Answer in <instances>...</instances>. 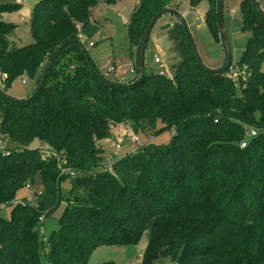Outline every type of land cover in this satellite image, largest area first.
I'll return each mask as SVG.
<instances>
[{
    "label": "trees",
    "instance_id": "obj_1",
    "mask_svg": "<svg viewBox=\"0 0 264 264\" xmlns=\"http://www.w3.org/2000/svg\"><path fill=\"white\" fill-rule=\"evenodd\" d=\"M112 1L39 0L30 14L33 42L22 46L12 39L16 25L1 18L20 3L0 4V137L6 143L0 149V205L12 204L11 218L0 216V264H41L38 225L60 203L64 209L47 243L48 264H88L98 245L136 244L143 231L153 236L142 264L172 253L176 245L177 264H264V20L250 0L241 1L242 28L250 37L235 79L230 67L213 73L198 65L173 21L165 30L175 57L165 74L144 72L137 83L136 76L123 81L102 74L114 83L107 85L70 41L85 47L99 29L93 9ZM199 1L189 0L192 8ZM207 1L202 21L220 40L217 0ZM168 6L167 0L139 1L129 22L137 52L151 19ZM64 43L41 89L28 98ZM22 76L34 82L32 91L23 99L4 95ZM119 123L149 136L172 129L171 143L166 148L145 143L114 156L111 173L101 165L100 142ZM144 148L168 155L159 161L162 170H148L156 162L143 161ZM54 153L78 172L75 178L58 176ZM216 154L219 160L206 166ZM189 162L197 166L190 174L184 168L170 174ZM60 178L69 180V189ZM27 183L41 193L35 201H16ZM162 188L171 193L161 196Z\"/></svg>",
    "mask_w": 264,
    "mask_h": 264
},
{
    "label": "rangeland",
    "instance_id": "obj_2",
    "mask_svg": "<svg viewBox=\"0 0 264 264\" xmlns=\"http://www.w3.org/2000/svg\"><path fill=\"white\" fill-rule=\"evenodd\" d=\"M38 1L39 0H22L20 6L16 10L4 12L1 15V18L4 21L11 22L16 25L12 39L15 41V43H17L18 46L27 45L33 42L29 24L30 14L32 7ZM139 1L140 0H114L109 4L100 3L93 9L92 19L93 22L99 23V29L89 39L93 45L88 44L89 41H87L85 49L87 50L91 62L101 74H105L107 61L117 64L120 63L126 70L130 65L136 64L137 49L135 47L138 45V43L133 45L130 39L129 22L131 20L132 13L137 7ZM241 1L242 0H223V21L231 50L232 64L228 72L231 75H237L241 71L239 61L241 60V56L250 37V32L242 28L243 20L240 12ZM256 1L260 9L264 11V0ZM14 2H16V0H0V4ZM167 4L169 5L167 8L171 7L173 9L175 7V9H177V11L183 15L202 66L208 70L221 68L225 61L222 43L220 40L214 38L208 26L202 21L203 15L210 3L207 0H200L194 8L191 7L189 0H167ZM124 20L128 21V23H124ZM173 21H176L174 17L165 14L162 15L152 27L144 52L145 73H156L162 69L165 71L166 66L174 59L175 54L171 50V42L168 39L165 30L166 26H169V23ZM155 57H158L160 62H155ZM261 70L264 71V62L261 66ZM109 76L110 79H113L116 76L123 81H128L134 77L130 72H112L109 73ZM22 80H24V82H22ZM0 88H2L1 81ZM33 88L34 82L31 79L22 76L16 78L10 84V86L4 90V94L16 99H23L32 91ZM253 128L251 127V129ZM112 133L113 135L110 139H104L100 142L103 149L102 155L100 156L103 159L101 162L102 166L108 163L112 164L114 156H124L126 154L135 152L139 145L145 143L166 148L170 145L173 135L172 129L160 130L153 136L135 134L132 132L128 123H119L112 126ZM134 136L138 137L140 144L133 140ZM0 140H2L1 137ZM35 144L37 143L35 142L32 145ZM117 144H119V147L116 146ZM37 145H39V143ZM39 150H44V147L39 146ZM140 153L143 156L144 162H147L149 159L150 161L155 159L156 163H152V166L148 169H154V171L162 170L159 161L167 158L168 156L155 153V151V154L153 155V152H150L148 148H144V151ZM218 155L219 154H216V156L209 155V159L213 160H206V166L215 164ZM218 160L219 159H217V161ZM164 161H166V159ZM164 168L167 167L165 166ZM181 168H184L187 174H190V172L196 169L197 166L191 162L186 164V167L175 166L173 169H170V174L175 175L178 172H183ZM106 169H108L107 171L111 173L113 172L112 165L107 166ZM60 182H62L64 186L63 188H65V190L69 189L68 179L60 178ZM170 183L171 181H168L165 183V185ZM34 187H39L37 182L35 183ZM165 193H171V191L169 192L163 189V194L160 192L161 196L165 195ZM24 199L35 201L37 198L35 196L31 197L28 190L23 187L17 191L15 200L17 201ZM159 201L168 203V205H172L174 203V200H167L163 199L162 197ZM11 209L12 204L0 205V216L6 220H9L11 218ZM63 209L64 205L63 203H60L51 212V214L44 217L38 225V236L41 240L38 256L41 264H48L46 257L47 243L51 233L54 230H57L60 226L59 216L61 215ZM169 209L174 210L173 207ZM179 210H181V207ZM203 211L204 209L200 213L203 214ZM179 213L180 211L177 212L176 215ZM44 215L45 214H43L41 217ZM172 225H175L174 220H172ZM74 236L79 238L80 233H76ZM152 236L153 234H151L150 231H143L136 244H127L123 246L100 244L92 251L87 263L142 264L145 251L147 249V243L149 238ZM165 242L166 241L163 240L162 243L165 244ZM42 243H44L46 246L43 247ZM80 245L81 243H76V247H79ZM175 251L176 254L177 251H180L179 245H176L172 253L165 251V253L162 254L164 256L158 255L159 258L155 259L154 261L148 260L149 263L147 264H177L176 259H174L177 257V255L174 253Z\"/></svg>",
    "mask_w": 264,
    "mask_h": 264
},
{
    "label": "water",
    "instance_id": "obj_3",
    "mask_svg": "<svg viewBox=\"0 0 264 264\" xmlns=\"http://www.w3.org/2000/svg\"><path fill=\"white\" fill-rule=\"evenodd\" d=\"M250 2L252 3L253 7L255 8L256 12L260 15V17L264 20V11L262 9H260L258 3L256 0H250ZM171 15L172 17L175 18V20L177 21V23L182 27L187 41L191 47L192 53L194 55L195 60L197 61L198 65H200L204 70L213 72V73H222L225 72L231 65V50H230V46H229V41L227 38V34H226V28L224 25V21H223V0H217L216 3V16H217V25H218V29H219V36H220V41L222 43L223 46V50H224V54H225V62L224 65L221 68L215 69V70H208L205 69L202 64L200 63V60L198 58L197 52L195 50L194 47V43L192 41V38L190 36L189 30L187 28V24L184 20V17L182 14H180L177 10L172 9V8H164L161 11H159L149 22L145 33L143 35V38L140 41L139 44V49L137 52V58H136V69H137V74L134 80V83H137L140 81V79L143 77V73H144V67H145V61H144V52H145V48H146V44L149 38V34L151 32L152 27L156 24V22L158 21V19L162 16V15ZM72 43H76L80 49V51L84 54L85 58L87 60H90L87 50L85 49V47L78 42L75 41H70ZM67 43L62 44L52 55L51 57L47 60L40 78L38 80L37 85L35 86L34 91L32 92V94L28 97H32L34 96L42 87L44 80L47 76V72L49 70V68L51 67V65L53 64V61L55 59V57L57 56V54L59 53L60 49L63 48ZM96 73L100 76V78L107 84V85H114L113 82L107 80L99 71H96ZM0 93H2L0 91ZM4 94V93H3ZM6 95V94H4ZM117 157V156H116Z\"/></svg>",
    "mask_w": 264,
    "mask_h": 264
},
{
    "label": "built area",
    "instance_id": "obj_4",
    "mask_svg": "<svg viewBox=\"0 0 264 264\" xmlns=\"http://www.w3.org/2000/svg\"><path fill=\"white\" fill-rule=\"evenodd\" d=\"M16 2L21 4L22 0H16ZM124 23H128V21L124 20ZM78 38L81 41H83L85 39V37L81 33L78 34ZM88 44L93 45L91 42H89ZM154 60H155V62H160V59L158 57H155ZM106 63H107V66H106L105 74H109L112 72H119V73L130 72L133 74L134 77L137 74L136 64L130 65L129 68L126 70L123 68V66L120 63L117 64V63H114L111 61H107ZM158 73L159 74H165L166 70L165 71H163V69L159 70ZM232 76L235 79L236 75H232ZM22 82H24V80H22ZM255 131H256L255 129H251L250 134L254 135ZM133 140L135 142H137L138 144H140L137 136H134ZM240 145L243 147L245 145V140L242 141ZM5 146H6L5 141L0 140V149H4ZM116 146L119 147V144H117ZM47 149H48V147L44 146V150H47ZM54 155H56V157H57L56 168L58 171V176H67L70 179L75 178L76 175L78 174V172L74 168L65 164V157L61 154H56V153H54ZM110 165L111 164L108 163V164H104L102 167L104 169H106V167L110 166ZM25 187L27 188V190L31 196H36V195L41 193L39 190H35L34 187H32V185L29 183H27L25 185Z\"/></svg>",
    "mask_w": 264,
    "mask_h": 264
},
{
    "label": "crops",
    "instance_id": "obj_5",
    "mask_svg": "<svg viewBox=\"0 0 264 264\" xmlns=\"http://www.w3.org/2000/svg\"><path fill=\"white\" fill-rule=\"evenodd\" d=\"M200 21H201V20H200ZM115 78L120 80V78H118V77H116V76H115ZM121 80H122V79H121Z\"/></svg>",
    "mask_w": 264,
    "mask_h": 264
}]
</instances>
